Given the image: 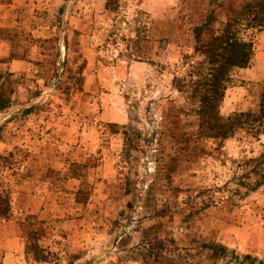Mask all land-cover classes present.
Masks as SVG:
<instances>
[{
	"label": "rangeland",
	"instance_id": "obj_1",
	"mask_svg": "<svg viewBox=\"0 0 264 264\" xmlns=\"http://www.w3.org/2000/svg\"><path fill=\"white\" fill-rule=\"evenodd\" d=\"M252 1L0 0V264L264 263L244 252L264 185L250 192L243 165L264 137L202 140L192 94L209 39L194 28L212 13L218 31ZM237 29L255 52L230 71L223 117L257 113L264 91V27ZM159 240L175 245L153 261Z\"/></svg>",
	"mask_w": 264,
	"mask_h": 264
},
{
	"label": "trees",
	"instance_id": "obj_2",
	"mask_svg": "<svg viewBox=\"0 0 264 264\" xmlns=\"http://www.w3.org/2000/svg\"><path fill=\"white\" fill-rule=\"evenodd\" d=\"M213 22L214 17L211 13L207 15L201 25L196 26L193 30L196 44L201 42L204 33H209L208 41L195 47V50L204 56L203 61L196 66L198 79L193 85L194 90L192 91L198 102V116L200 118L198 135L202 140H211L220 146L225 141L234 138L239 132L259 141L261 137H264V91L257 113H232L223 117L220 114V108L230 82V71L249 68L254 57L255 46L253 41L243 39L237 28L243 27L245 30H249L264 27V0H253L246 4L242 10L232 15V19L225 21L218 31L210 30V25ZM180 88V85L176 86L179 92ZM7 107L6 102L0 96V111ZM178 123L180 124V120L176 124ZM243 165L246 169L254 165L247 174L249 177H256L254 182L247 184V189L250 192L264 185V152L257 158L247 160ZM240 185L245 184L240 183ZM207 208L208 205L201 211ZM9 212L10 195L0 191V218H6ZM168 244L174 246L175 242L174 240H159L146 250V256L152 258L153 261L163 259L162 253L166 251ZM203 247L212 253H219V257L225 256L226 250L222 247L220 249L212 245ZM31 249L35 258L40 260L39 247L37 245L31 246ZM235 258L242 263L250 261L253 264L255 261L250 256Z\"/></svg>",
	"mask_w": 264,
	"mask_h": 264
},
{
	"label": "crops",
	"instance_id": "obj_3",
	"mask_svg": "<svg viewBox=\"0 0 264 264\" xmlns=\"http://www.w3.org/2000/svg\"><path fill=\"white\" fill-rule=\"evenodd\" d=\"M261 36L264 37V31L260 33ZM7 57L6 49L3 46H0V60H3ZM9 65H14L15 67V62L11 63ZM106 118H110V116L106 115ZM261 223V236L259 238V244L258 246L254 245V243H246L244 246V252L245 254L251 255L253 257H258L259 259H264V219L260 221ZM258 223L256 224V226ZM252 242V241H251ZM241 247V246H240Z\"/></svg>",
	"mask_w": 264,
	"mask_h": 264
}]
</instances>
